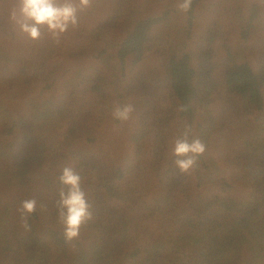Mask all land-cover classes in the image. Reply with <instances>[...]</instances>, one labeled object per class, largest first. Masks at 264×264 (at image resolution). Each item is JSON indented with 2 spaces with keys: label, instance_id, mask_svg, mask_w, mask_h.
Returning <instances> with one entry per match:
<instances>
[{
  "label": "trees",
  "instance_id": "16d2710c",
  "mask_svg": "<svg viewBox=\"0 0 264 264\" xmlns=\"http://www.w3.org/2000/svg\"><path fill=\"white\" fill-rule=\"evenodd\" d=\"M180 2L92 0L56 42L0 0V264H264V5ZM185 129L205 145L190 173ZM65 166L92 213L71 242Z\"/></svg>",
  "mask_w": 264,
  "mask_h": 264
},
{
  "label": "clouds",
  "instance_id": "9594fccd",
  "mask_svg": "<svg viewBox=\"0 0 264 264\" xmlns=\"http://www.w3.org/2000/svg\"><path fill=\"white\" fill-rule=\"evenodd\" d=\"M91 3L92 0H12L9 18L32 41L41 39V29L44 28L53 40L59 42L70 28L78 27V12L90 7ZM258 3L264 5V0H258ZM191 4L192 0H182L178 7L187 12ZM132 111L131 105H117L112 115L115 119L126 121ZM204 152L205 145L192 136L190 129H185L182 137L173 141L172 154L181 173L194 170L197 158ZM59 182L62 187L57 206L58 220L64 227L66 240L71 242L79 237L81 227L92 219L91 205L82 189L81 176L71 166L62 169ZM36 207L35 199L21 203L25 215L34 213Z\"/></svg>",
  "mask_w": 264,
  "mask_h": 264
}]
</instances>
